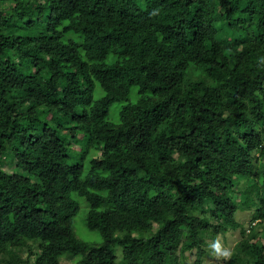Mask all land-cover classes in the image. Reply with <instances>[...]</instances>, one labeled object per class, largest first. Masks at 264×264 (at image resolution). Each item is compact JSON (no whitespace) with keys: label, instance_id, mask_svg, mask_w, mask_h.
I'll return each mask as SVG.
<instances>
[{"label":"trees","instance_id":"16d2710c","mask_svg":"<svg viewBox=\"0 0 264 264\" xmlns=\"http://www.w3.org/2000/svg\"><path fill=\"white\" fill-rule=\"evenodd\" d=\"M231 231L223 264H264V0H0V264H201Z\"/></svg>","mask_w":264,"mask_h":264},{"label":"rangeland","instance_id":"374dc122","mask_svg":"<svg viewBox=\"0 0 264 264\" xmlns=\"http://www.w3.org/2000/svg\"><path fill=\"white\" fill-rule=\"evenodd\" d=\"M86 207L81 206L80 210L77 212L74 221V228L77 236L81 239L92 242H101V237L98 232L93 230H88L84 224ZM239 215V216H238ZM238 221L245 227L249 225V220L251 217L250 210L238 211L237 214ZM241 239L239 231H231V233H226L224 235H217L213 240L221 244V252L219 254L213 253L211 247H209L208 253L202 259L201 264H223L224 260L228 257L229 251L232 249L233 245ZM212 242V243H213ZM211 243V244H212ZM210 244V245H211ZM207 248V247H206ZM195 255L189 253L186 255L185 264H194ZM60 264H72L69 257L61 258Z\"/></svg>","mask_w":264,"mask_h":264},{"label":"clouds","instance_id":"9594fccd","mask_svg":"<svg viewBox=\"0 0 264 264\" xmlns=\"http://www.w3.org/2000/svg\"><path fill=\"white\" fill-rule=\"evenodd\" d=\"M213 253L215 254H219L221 252V244L219 242L214 241L211 245H210Z\"/></svg>","mask_w":264,"mask_h":264},{"label":"bare ground","instance_id":"6f19581e","mask_svg":"<svg viewBox=\"0 0 264 264\" xmlns=\"http://www.w3.org/2000/svg\"><path fill=\"white\" fill-rule=\"evenodd\" d=\"M239 216V215H238Z\"/></svg>","mask_w":264,"mask_h":264}]
</instances>
